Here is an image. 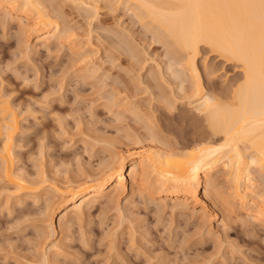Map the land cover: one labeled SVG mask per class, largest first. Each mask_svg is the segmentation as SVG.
Here are the masks:
<instances>
[{
    "label": "rangeland",
    "instance_id": "1",
    "mask_svg": "<svg viewBox=\"0 0 264 264\" xmlns=\"http://www.w3.org/2000/svg\"><path fill=\"white\" fill-rule=\"evenodd\" d=\"M44 1L68 34L48 50H34V33L22 34L18 17L0 13L13 18L10 29L0 26V85L19 89L11 97L19 96L12 104L20 125L13 141L15 171L37 188L22 195L0 172V264H264V224L252 221L239 202L232 207L224 201L230 183L222 170L214 176L221 191L214 189L208 216L191 202L160 206L162 199L148 200L144 189L130 194L129 183L118 201H112L117 194L103 197L85 209L83 219L69 217L62 229L60 202L70 196L65 192L72 179L98 174L128 144L170 150L202 135L211 138V132L198 118L196 98L184 90L191 87L189 75L183 85L170 46L155 26L140 21L134 5ZM208 53L202 52L198 64L202 71L209 68L202 74L210 94L208 72L223 89L241 72ZM86 64L92 72L83 73ZM251 170L250 190L261 202L264 169ZM247 208L255 206L248 202Z\"/></svg>",
    "mask_w": 264,
    "mask_h": 264
},
{
    "label": "bare ground",
    "instance_id": "2",
    "mask_svg": "<svg viewBox=\"0 0 264 264\" xmlns=\"http://www.w3.org/2000/svg\"><path fill=\"white\" fill-rule=\"evenodd\" d=\"M98 1H95V4ZM118 1L134 5L138 10L140 21L144 20L143 23L147 22L155 26L157 33L159 31L162 36L160 38L170 46L171 49H168L173 53L176 67L177 65L182 67L180 69L185 75L182 76L184 77L181 78L182 81L181 75L177 79H180L183 85L185 80H192L190 88L181 85V82L180 85L185 87V91L188 90L187 93L191 92V99L196 98L198 118L201 116L200 118L207 125L206 129L211 132V138H205L201 134L200 138L181 142L172 146L170 150L153 145L135 146L130 149L127 147L129 144H126V148L118 156L113 155L112 162L111 159L108 160L110 164L104 161V164L100 165V173H88L89 175L86 174L82 182L77 179H72L70 182L67 180L69 184L65 193L70 196L64 197V200L62 198L60 202L62 214L59 221L62 229L68 227L69 217L76 213L78 219H83L86 216L85 209H93L103 197L117 194L111 199L118 201V196L124 193L129 183L130 194L144 189L148 200L154 202L158 198L162 199L160 206L161 203L168 205L170 201L175 202L173 205H178L177 201L186 202V205L191 202L193 209L201 216H208V202L211 195L214 196L212 194L214 189L217 188L214 176L221 170L227 174L230 183V188L226 191L227 197L222 194L226 197L224 201L232 207L235 202H239V209L246 211L252 221L264 224V199L256 202L250 190L251 186H254L251 185L252 167L264 169V0H117L116 2ZM48 10L44 0H0V13L18 17L17 19L21 21L19 31L22 34L29 36L28 32L34 33L36 45L34 50H38L37 48L43 45L48 50L52 42L66 40L68 37L67 32L62 28L61 20L57 19L60 16L58 12L57 15L53 14L54 10L53 13ZM12 17L0 18V26H7L10 29ZM23 23L27 25L24 26ZM70 45L73 50L77 48L73 41ZM205 50L226 65H236L241 76L232 82L229 81L231 85L223 89L215 82L218 77L211 79L212 75L208 72L211 93L207 94L204 80L206 77L203 78L205 76L203 74L209 68L206 70L204 67L205 71H202L198 64ZM170 66L169 69L174 68ZM91 68L93 67L86 64L82 71L92 72ZM174 71L177 73L179 70ZM214 72L216 74L217 71L214 69ZM173 75L179 74L173 72ZM4 86L0 85V158L3 164L0 172L10 182L19 185L18 188L23 195L37 188H34L35 184L27 178L29 176L26 177L27 174L15 171L13 141L20 125L19 115L13 110L15 108L12 104L19 96H14L12 99L11 97L19 89L15 90L13 85ZM134 109L133 113L137 112V109ZM137 113L135 114L139 116ZM57 191L59 192V189ZM16 193L15 191V195ZM248 202H251L255 209L249 210ZM57 244L52 246L55 251L60 249Z\"/></svg>",
    "mask_w": 264,
    "mask_h": 264
}]
</instances>
